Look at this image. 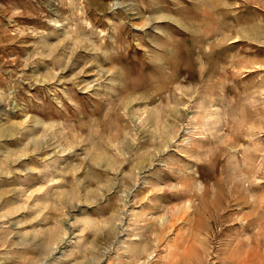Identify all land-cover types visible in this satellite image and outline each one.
<instances>
[{
	"label": "rangeland",
	"instance_id": "1",
	"mask_svg": "<svg viewBox=\"0 0 264 264\" xmlns=\"http://www.w3.org/2000/svg\"><path fill=\"white\" fill-rule=\"evenodd\" d=\"M0 264H264V0H0Z\"/></svg>",
	"mask_w": 264,
	"mask_h": 264
}]
</instances>
